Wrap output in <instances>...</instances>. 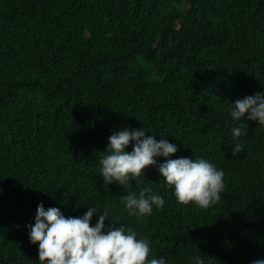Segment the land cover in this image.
<instances>
[{
	"label": "trees",
	"instance_id": "obj_1",
	"mask_svg": "<svg viewBox=\"0 0 264 264\" xmlns=\"http://www.w3.org/2000/svg\"><path fill=\"white\" fill-rule=\"evenodd\" d=\"M259 92L264 0H0V264H39L28 226L41 203L107 208L168 264L264 259V129L244 121L234 139L229 115ZM124 128L222 169L220 201L177 204L153 166L105 186L98 161ZM146 186L165 204L137 221L121 197Z\"/></svg>",
	"mask_w": 264,
	"mask_h": 264
},
{
	"label": "clouds",
	"instance_id": "obj_2",
	"mask_svg": "<svg viewBox=\"0 0 264 264\" xmlns=\"http://www.w3.org/2000/svg\"><path fill=\"white\" fill-rule=\"evenodd\" d=\"M229 115L235 125L231 128L234 139L243 134L244 121H258V128L264 129V92L232 102ZM156 136L159 135H146L144 129L114 132L98 161L104 185L131 187V180L144 177V170L153 166L177 204L208 209L219 202L225 187L224 171L205 158H170L177 153V146L165 136H159V140ZM130 143L132 150L128 151ZM242 151L243 145L237 142L232 155L238 156ZM121 203L127 215L139 221L151 216L154 209H162L165 200L146 186L138 195L122 196ZM85 207L87 211L82 216L66 217L60 208L38 205L28 235L30 243L38 245L39 264H168L165 256L149 259L148 239L138 238L135 230L111 219L107 208L99 214L98 207ZM95 214L99 216L92 226ZM105 221H111V226H106ZM190 264H205V260L196 255L190 257ZM250 264H264V259L252 260Z\"/></svg>",
	"mask_w": 264,
	"mask_h": 264
}]
</instances>
